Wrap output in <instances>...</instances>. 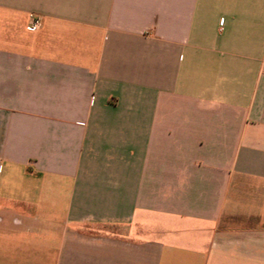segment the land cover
<instances>
[{
  "label": "crops",
  "instance_id": "obj_1",
  "mask_svg": "<svg viewBox=\"0 0 264 264\" xmlns=\"http://www.w3.org/2000/svg\"><path fill=\"white\" fill-rule=\"evenodd\" d=\"M0 264H264V0H0Z\"/></svg>",
  "mask_w": 264,
  "mask_h": 264
},
{
  "label": "built area",
  "instance_id": "obj_2",
  "mask_svg": "<svg viewBox=\"0 0 264 264\" xmlns=\"http://www.w3.org/2000/svg\"><path fill=\"white\" fill-rule=\"evenodd\" d=\"M42 19L39 16L36 15H30V20H29V28L33 32H37L42 28Z\"/></svg>",
  "mask_w": 264,
  "mask_h": 264
}]
</instances>
